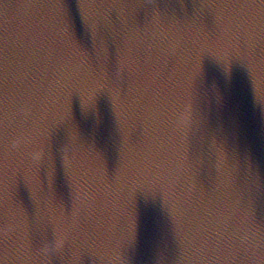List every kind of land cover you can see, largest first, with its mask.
<instances>
[{"label": "water", "instance_id": "1", "mask_svg": "<svg viewBox=\"0 0 264 264\" xmlns=\"http://www.w3.org/2000/svg\"><path fill=\"white\" fill-rule=\"evenodd\" d=\"M55 2L0 0V264H264V0Z\"/></svg>", "mask_w": 264, "mask_h": 264}, {"label": "snow or ice", "instance_id": "2", "mask_svg": "<svg viewBox=\"0 0 264 264\" xmlns=\"http://www.w3.org/2000/svg\"><path fill=\"white\" fill-rule=\"evenodd\" d=\"M82 6H83V8H84V5H82ZM229 6H231V5H229ZM236 6H240V4H236ZM243 6H252V5H250V4H248V3H245ZM55 7L58 8L59 10H61V8H62L61 0H56V2H55ZM260 7L264 8V3L260 4ZM90 18H91V17H90ZM91 19H92V18H91ZM92 20H93V19H92Z\"/></svg>", "mask_w": 264, "mask_h": 264}]
</instances>
